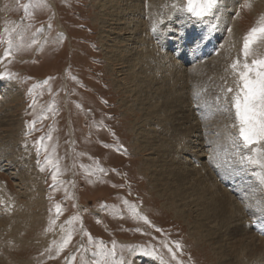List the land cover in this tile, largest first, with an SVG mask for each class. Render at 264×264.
Returning <instances> with one entry per match:
<instances>
[{
  "label": "rangeland",
  "instance_id": "rangeland-1",
  "mask_svg": "<svg viewBox=\"0 0 264 264\" xmlns=\"http://www.w3.org/2000/svg\"><path fill=\"white\" fill-rule=\"evenodd\" d=\"M29 2L0 0V40L4 41L0 42V117L7 114L5 122L9 123L0 129V148L20 176L14 177V170L8 169L9 161L1 163L0 264H92L97 259V245L108 250L115 248L109 264H221L219 252L215 253L205 241L198 224L187 225L175 214L170 190L157 186L158 175L154 171L164 156L152 154L149 147L141 149L136 139L134 126L138 117L127 111L133 98H124L123 92L114 88V80L122 83L124 78L119 68L109 65L100 40L104 29L100 28L97 2L44 0L41 6L33 4L26 14L23 5ZM177 2L182 0H169L168 4L174 31L177 22L184 18L179 22V36L185 41L186 54H175V58L181 55V66L193 69L213 63L222 49L228 61L207 76L208 80L205 78L204 82H212V86L204 82L190 85L188 113L192 114V123L201 124L199 142L205 152L196 158V165L191 157L183 158L186 172L198 170L201 178H195L202 179V190H216L229 199L231 210L236 211L234 219L239 220L221 233L224 238L243 240L233 250V257L241 264H264V211L256 207L257 202L264 201V192L254 191L257 184L251 175L253 168L243 171L240 165L231 163L233 150L226 140L227 133L234 131L230 128L232 121L217 111L215 104L225 78L227 86H232L225 68L237 56L244 33L264 13V0H248L250 7H244L245 0H240L234 9L228 29L236 30L239 38L230 57L224 47L229 31L221 25L224 5L219 21H215L218 26L210 29L190 14L174 9ZM191 25H197L200 31ZM5 28L17 29L11 34L13 40L22 35L25 45L31 44L32 39L37 43L4 57L9 38ZM258 53L264 55V47ZM197 91L202 96L197 97ZM124 99L128 101L126 106ZM196 99L200 109L194 107ZM151 127L155 135L161 131L160 126ZM174 130H170L173 138L177 130L185 133V129ZM165 148L168 155L164 152V161L175 169L178 152L173 143L156 146L159 153ZM46 156L59 166L55 182V169L44 164ZM212 157L219 163L213 162ZM246 204L251 207L246 208ZM69 231L71 240L57 251Z\"/></svg>",
  "mask_w": 264,
  "mask_h": 264
},
{
  "label": "bare ground",
  "instance_id": "bare-ground-1",
  "mask_svg": "<svg viewBox=\"0 0 264 264\" xmlns=\"http://www.w3.org/2000/svg\"><path fill=\"white\" fill-rule=\"evenodd\" d=\"M95 2H97L95 7L98 9V15L101 17L99 18L100 28L104 29L103 31L100 30V40L104 42V50L108 55L109 65L112 68H119L121 73L120 76L124 78V82L122 83L114 80V88L117 91L120 90V92H123L121 95L124 94V98L130 96L133 98L131 99L132 104L130 106L127 105L128 101H125L126 99L122 101L125 106L127 105V111L131 115L138 117L139 122L135 124L134 128L135 132H137L136 139L139 140L141 149L144 148L146 150L147 147H149L153 150L152 154L158 157L164 156L165 160V153H167L166 148L165 151L159 153L156 146L166 147L168 144L173 143L175 150H177L176 152L179 153H177V159H174L176 165L175 169L174 167L172 168V166H168L164 160L161 161L162 164L157 165L159 168L154 171V174L158 175L156 176L157 186H164V191L167 189L170 190V199L174 203L171 207L174 209L175 214H178L187 225L193 226L198 224L200 232H203L202 235L205 237V241L213 246V250L216 251L215 253L219 252V254H217L219 263L241 264L238 258H234L235 256L232 255V252L242 245L243 240L240 241L238 238L233 240L234 238L231 239L230 237L224 238L225 235L223 236V234H221L222 231L225 230V227H231L235 224L236 220H239L234 219V213L236 211H232L233 209L231 210L232 204L228 201L229 199L227 200L225 196L217 194L216 190H205L206 188L202 190V179L197 180L195 178V176H200L199 171L193 169L194 171L192 172L194 173L186 172L187 163L184 164L183 162V158L191 157V159H193V165H196V163H198L196 158L204 156L203 153L205 152L202 150L199 142L201 139V124L199 125L197 122L196 124L192 123L193 119L189 117L192 114L190 115V113H188V102L189 99H192V90H190L191 93H189L190 85L198 86V82H204L205 78L208 80V77H210L209 75L213 73L214 70H218L217 68H220L222 65L225 66V63L228 61L227 58L224 59L223 49L219 53L217 52L218 54L216 53L213 63L211 61L207 65L202 66V64H200L201 66L199 67H194L192 69L191 66V69H187V67L181 66L182 61L179 59L181 58L182 52L186 54V48L183 46L185 41L182 36H179V22H182L184 18L182 21L179 20V22H177L178 27L174 31L170 18L171 10L168 4L169 0H95ZM238 3H240V0H223L224 10H222V12L224 11V15L221 18L222 21H220L225 30H227L230 25L232 14L234 9L237 8ZM154 22L157 23L158 30L156 32L152 31V24ZM187 25L189 24L187 23ZM191 26L196 27L197 30L200 31L197 25ZM238 38V32L236 30L231 33L227 32V39L224 46L227 50V56L230 57L233 55L232 49L236 48ZM175 46L178 49L174 48ZM194 50L196 53V49ZM171 51H173V55H171ZM177 52L181 55L179 54L178 58H175ZM192 55L189 56L190 60L192 59ZM209 60H211V58ZM194 83H197V85H194ZM204 83L206 84L209 82ZM8 87L10 90L11 84ZM12 93L14 94V92ZM200 96H202V94ZM10 97L11 96H9V98ZM198 101L194 103L195 108L200 107ZM192 105L193 104L189 106ZM139 113L141 115H139ZM2 116L0 117V129L2 126H7L9 124L5 122V120H8L7 114ZM152 125L155 126V129L157 126L161 127H159L161 131L158 132V135L152 133L155 131L152 129ZM140 126H144L147 129H143L142 127L141 129L139 128ZM175 127L183 131L185 129L184 135L177 130V133L174 135L175 138H173L170 135V130H174ZM140 129L142 131L138 132ZM166 140L171 143L167 144ZM3 152L4 151L0 148V166L1 163L9 161L7 159L9 156L6 157ZM9 165L10 168H7L14 170L13 175H16L14 177L20 178L18 169H16V167L13 168V164L10 161ZM204 173L205 172H203V174ZM191 179L193 180L192 183L190 182ZM39 189L42 199L43 188L41 187ZM0 210L2 209L0 208ZM191 217L193 218L192 222L190 221ZM2 222L3 219L0 216V224H2ZM239 222L241 224V219ZM191 229H194V227ZM244 235L246 234L244 233ZM246 237L244 236V239ZM251 240L252 238L250 241ZM243 259L244 258H241L242 261ZM138 264H155V262L143 261Z\"/></svg>",
  "mask_w": 264,
  "mask_h": 264
},
{
  "label": "snow or ice",
  "instance_id": "snow-or-ice-1",
  "mask_svg": "<svg viewBox=\"0 0 264 264\" xmlns=\"http://www.w3.org/2000/svg\"><path fill=\"white\" fill-rule=\"evenodd\" d=\"M33 4L41 6L44 4V0H30L29 3L24 4L23 8L26 14ZM222 4L223 0H182V2L173 4V8L190 14L191 18L197 22L214 29L218 26L215 21L220 19ZM243 6L250 7L248 0H245ZM27 27H31V25ZM157 30V23L154 22L152 31L156 32ZM4 31L9 35L6 40L7 46L3 50L4 57H10L14 52L37 43L35 39H32L31 44L25 45L22 35L13 40L11 34L17 32L16 28H5ZM228 31L231 33L232 29L229 28ZM32 35L34 37L35 33ZM0 42L4 41L0 40ZM260 47H264V13L242 36L237 56L225 68L226 76L232 78V86H227L228 82L225 78V86L221 87L220 94L215 98V104L216 110L227 114L228 119L232 121L230 128L234 131L227 133V141L231 145L232 157H234L231 163L240 165L243 171L253 168L251 175L257 184L254 191L264 192V55L258 53ZM44 83L47 84V80ZM31 91L32 89H29V92ZM199 95L200 93L197 92L196 96ZM215 150L219 156V145ZM37 153L39 154V148ZM212 159L213 162L219 163L216 157H212ZM44 164L55 169L52 172V179L55 182L59 171L58 164L54 163L49 156L45 157ZM43 170L44 165H41V171ZM245 206L246 208L251 207L247 204ZM256 207L257 210L264 211V201L257 202ZM56 208L59 212V205ZM70 240L71 231L68 232L63 243L58 246L57 251L66 247ZM114 254V247L108 250L103 245H97L94 251L97 259L92 264H109L108 258Z\"/></svg>",
  "mask_w": 264,
  "mask_h": 264
},
{
  "label": "flooded vegetation",
  "instance_id": "flooded-vegetation-1",
  "mask_svg": "<svg viewBox=\"0 0 264 264\" xmlns=\"http://www.w3.org/2000/svg\"><path fill=\"white\" fill-rule=\"evenodd\" d=\"M93 109L97 112V113H99L98 111H99V109H96V107L94 106L93 107ZM101 123V122H100ZM98 124V122H96V125Z\"/></svg>",
  "mask_w": 264,
  "mask_h": 264
}]
</instances>
